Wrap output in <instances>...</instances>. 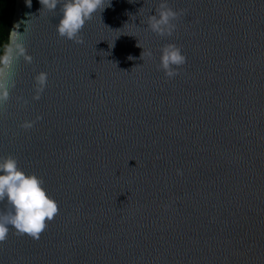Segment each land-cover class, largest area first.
<instances>
[{
    "label": "water",
    "instance_id": "95a60500",
    "mask_svg": "<svg viewBox=\"0 0 264 264\" xmlns=\"http://www.w3.org/2000/svg\"><path fill=\"white\" fill-rule=\"evenodd\" d=\"M160 3L111 0L79 44L57 33L62 4L16 0L32 59L0 105V158L59 211L39 240L10 227L0 264H264V0H167L183 14L164 37ZM167 44L187 58L174 78Z\"/></svg>",
    "mask_w": 264,
    "mask_h": 264
},
{
    "label": "clouds",
    "instance_id": "9594fccd",
    "mask_svg": "<svg viewBox=\"0 0 264 264\" xmlns=\"http://www.w3.org/2000/svg\"><path fill=\"white\" fill-rule=\"evenodd\" d=\"M43 9L55 11L58 4H62V15L56 26L59 37L82 44L81 32L92 16L102 12L110 6L111 0H39ZM183 14L170 8L167 0H161L155 9V15H149L147 27L154 34L164 37L171 36L176 29L174 21ZM159 68L168 78L179 74V67L186 64L187 58L181 54V49L175 44H167L161 50ZM149 57L151 51L143 53ZM31 62V56L21 34L14 32L10 42L0 54V105L9 99L10 89L15 86L14 69L21 58ZM37 95L42 93L47 84V74L39 73L35 77ZM42 119V117H37ZM31 127V125H22ZM182 175L181 170H177ZM44 181L35 174H26L18 165V161L11 155L0 158V202L7 201L8 211H0V242L7 238L10 227L16 230L17 235H27L39 240L41 234L58 214V204L51 198L43 187Z\"/></svg>",
    "mask_w": 264,
    "mask_h": 264
},
{
    "label": "trees",
    "instance_id": "16d2710c",
    "mask_svg": "<svg viewBox=\"0 0 264 264\" xmlns=\"http://www.w3.org/2000/svg\"><path fill=\"white\" fill-rule=\"evenodd\" d=\"M16 0H0V54L9 44Z\"/></svg>",
    "mask_w": 264,
    "mask_h": 264
}]
</instances>
